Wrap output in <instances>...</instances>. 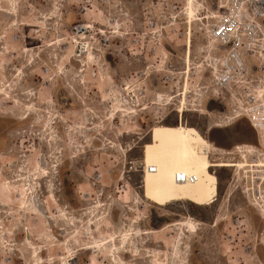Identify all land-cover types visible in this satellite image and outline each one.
<instances>
[{
  "label": "rangeland",
  "instance_id": "1",
  "mask_svg": "<svg viewBox=\"0 0 264 264\" xmlns=\"http://www.w3.org/2000/svg\"><path fill=\"white\" fill-rule=\"evenodd\" d=\"M219 1L200 0L189 27L184 0H2L0 188L12 184L0 189V264H113L115 247L116 264H264V167L250 164L264 161V126L249 128L242 96L213 92L205 18ZM81 23L110 41L79 56L71 28ZM185 82L181 122L205 137L240 122L256 144L229 148L224 159L246 165L214 170L212 204L152 205L127 162L154 125L180 122Z\"/></svg>",
  "mask_w": 264,
  "mask_h": 264
},
{
  "label": "bare ground",
  "instance_id": "2",
  "mask_svg": "<svg viewBox=\"0 0 264 264\" xmlns=\"http://www.w3.org/2000/svg\"><path fill=\"white\" fill-rule=\"evenodd\" d=\"M1 3L2 0H0ZM200 7V0H184L182 14L189 27H191L193 21L198 20L197 16ZM187 45L186 62L189 61L190 57V36L187 38ZM187 89V82H185L181 91L178 92L180 100L176 113L180 116V122L184 112L183 105L185 104ZM263 90L264 88L261 89V91ZM127 91L131 99L128 97L126 100H130L135 104L133 92L130 91V88H127ZM176 95H171L169 98L172 99ZM125 105L124 102V104L122 103L116 107L112 114L125 112L127 109H130L125 108ZM131 108L128 113H136L133 109L134 107L131 106ZM180 122L176 125L163 123L154 125L150 130V140L142 147V156L139 161L132 159L127 163L131 165V168L144 167L141 170L140 197L153 203L152 205L166 206L176 201H188L199 206L210 205L214 202L217 195L218 179L214 170L221 167L241 168L246 164L234 162L231 159H224L226 158V154H230V151L216 147L197 127ZM252 123L260 130L264 125V121L257 115L252 117ZM131 148L129 147L128 150ZM247 150L252 151L255 149L248 148ZM244 156L242 159H244ZM250 164L252 166L264 167V161ZM151 166L153 167V171L149 169ZM182 172L195 174L196 180L193 182L177 181L176 175ZM253 204L256 205V203ZM258 211L264 216V209L260 208ZM108 242H114L112 235ZM92 247L95 246H87L85 249ZM119 250H121L120 247H115L112 253L109 254V260L113 264L119 261L116 254Z\"/></svg>",
  "mask_w": 264,
  "mask_h": 264
},
{
  "label": "built area",
  "instance_id": "3",
  "mask_svg": "<svg viewBox=\"0 0 264 264\" xmlns=\"http://www.w3.org/2000/svg\"><path fill=\"white\" fill-rule=\"evenodd\" d=\"M219 2L216 9L205 18L206 35L214 45L215 54L211 78L213 92L217 94L234 91V94L242 96L243 99L236 98L238 107L253 125L252 117L255 115L264 121V90L261 91L264 88V0ZM150 16L144 14L145 26L157 24ZM91 29L92 27L85 23L76 24L71 28L79 56L92 53L101 42L106 44L110 41L109 37L101 35L100 30L96 32ZM91 31V34H85ZM79 32L83 36H80ZM86 37L88 39H85ZM143 169V166L135 168L140 173ZM149 169L153 171L152 166ZM176 180L193 182L196 175L182 172L176 175ZM240 191L249 202V187L245 185Z\"/></svg>",
  "mask_w": 264,
  "mask_h": 264
},
{
  "label": "water",
  "instance_id": "4",
  "mask_svg": "<svg viewBox=\"0 0 264 264\" xmlns=\"http://www.w3.org/2000/svg\"><path fill=\"white\" fill-rule=\"evenodd\" d=\"M249 128L254 131L253 126ZM206 138L216 147L229 150V148L239 144H251L255 146L253 136L249 134L246 127L240 122H231L228 125H216L209 128Z\"/></svg>",
  "mask_w": 264,
  "mask_h": 264
},
{
  "label": "flooded vegetation",
  "instance_id": "5",
  "mask_svg": "<svg viewBox=\"0 0 264 264\" xmlns=\"http://www.w3.org/2000/svg\"><path fill=\"white\" fill-rule=\"evenodd\" d=\"M0 11L5 12L6 14L8 13L6 10H4V9L1 8V7H0ZM14 24H16V22H12V23H11V25H14ZM29 114H30V113L27 112V114H26V115H22L20 119H22V120L26 119V118L28 117ZM40 166H41L43 169L47 170V169H46L45 167H43L42 165H40ZM39 169L41 170V168H39ZM41 172H42V176H41V177L48 176V173H49L48 170H47V172H45L44 170H41ZM4 184L9 186L7 190H4V188H3ZM11 184H12L11 181L6 180L3 184H1V188H0L1 191H4V192H8V191H10V189H11ZM261 261H262V259H261Z\"/></svg>",
  "mask_w": 264,
  "mask_h": 264
},
{
  "label": "crops",
  "instance_id": "6",
  "mask_svg": "<svg viewBox=\"0 0 264 264\" xmlns=\"http://www.w3.org/2000/svg\"><path fill=\"white\" fill-rule=\"evenodd\" d=\"M223 149V148H222Z\"/></svg>",
  "mask_w": 264,
  "mask_h": 264
}]
</instances>
